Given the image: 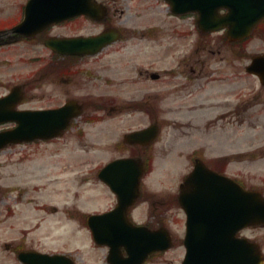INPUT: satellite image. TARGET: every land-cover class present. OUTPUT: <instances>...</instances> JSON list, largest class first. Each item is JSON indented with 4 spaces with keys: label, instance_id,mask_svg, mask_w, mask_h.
I'll list each match as a JSON object with an SVG mask.
<instances>
[{
    "label": "flooded vegetation",
    "instance_id": "flooded-vegetation-1",
    "mask_svg": "<svg viewBox=\"0 0 264 264\" xmlns=\"http://www.w3.org/2000/svg\"><path fill=\"white\" fill-rule=\"evenodd\" d=\"M90 1L93 6L85 13L77 11L70 15L71 0H0V49L19 43L35 46L38 48L37 54L28 58L31 62L39 63V67L30 74L29 80L12 84L0 96L6 95L12 87H16V91L21 92V97L14 103V109H46L53 112L71 102L72 110L68 108L65 117L71 112H74L73 114L78 112L71 119L67 117L66 122L69 124L57 135L35 138L26 143L9 144L1 150L31 144L49 147L57 141H68L69 132L81 142L79 137L85 139L87 126H104L106 128L103 133L106 136L112 134L111 142H108L109 147L117 153L97 167L96 178L98 179V172L104 164L117 158L131 159L134 166L132 171L138 170L140 177L137 197L134 204L129 207L127 217L132 223L142 225L150 232L152 240L158 237L168 238L167 248L153 251L144 257L136 256L130 262L136 261V264L165 262L162 256L169 250L178 248L180 253L177 257L178 264H227L231 261L246 260V255L250 260L255 255H260L263 260L261 264H264V221L246 223L245 209L239 206L241 201L231 198L228 191L224 194L220 183H217V186L222 193L212 192L210 199L203 193L194 192L195 186L185 182L194 164L199 162L213 171L235 179L243 188L258 190L264 196V189L257 183L246 185L244 176L240 174V167H237L240 170L238 173L227 170L229 152H217L214 155L215 135L212 136L215 125L221 127L227 123L244 125L250 115L248 111L261 103V92L259 90L256 92L253 102L249 100L247 111L244 108L247 103L245 97L238 101L236 108L242 112L232 114V117L235 115L236 118L234 121L231 120L229 107L224 105L228 103L227 98L224 97L228 93L224 89L216 93H206L207 98L214 96L220 98L215 103L217 106L200 102L199 99L202 98L197 93L198 88L202 89L207 83L216 80L212 76L213 66L210 65L214 57L197 54L199 46L202 45L211 53L221 50L227 52L230 56L225 54L219 59L223 61L226 57H230L229 63L246 55L247 39L220 38L225 29L216 32L205 30L212 24L211 21H214L213 15L227 14L229 7L224 5V0ZM82 2L84 3L85 0H72L74 5H80ZM146 8L163 10L165 14L159 22L151 24L147 22L145 16ZM26 13L30 14L32 29H28L29 34L14 30V26L25 19ZM202 13L211 16L203 21ZM141 21L147 25L141 27ZM165 30L172 35V42H161L156 39V42L152 40L151 45L147 43L143 45L142 38L155 32L165 33ZM105 33L113 34L116 38L106 41L94 39L95 36ZM254 35L259 37L264 45V19L257 24ZM214 45L216 49H213ZM156 46L161 47V53L150 58L143 47H152L157 53ZM123 49L128 53L127 57L125 54L129 65L126 73L110 71L113 65L105 61L112 58L111 53ZM77 51L81 53H76ZM148 52L150 53L149 49ZM169 52L173 54H167ZM263 53L264 47H261L253 54ZM244 67L245 64L243 70ZM257 73L259 75L254 77L264 87V70L261 66L257 69ZM80 79L87 81V84L93 87L98 84L99 92L88 91L81 96L71 94L69 86L73 85L72 82H81ZM43 83L49 85L46 92L41 88ZM55 89L58 90L54 91ZM35 90L37 92L42 90V93H34ZM60 93L66 96L61 98L58 96ZM168 93L175 94L170 99L173 103L163 105L169 95L167 98L163 96ZM30 94L36 95L38 101H45V105H26ZM209 106L222 107V109L216 114H212L210 108L202 111ZM263 109L264 107L260 113L264 112ZM114 119L117 124H114ZM14 125L15 123L8 122L1 124L0 127ZM169 126L174 129L175 140L182 141L179 143V152L187 155L188 161L185 171L173 180V191L166 195L155 196L143 190V185L145 180L152 177L154 171L152 165L154 166L153 159L155 160L156 156L154 157L151 149L153 150L156 145L162 130ZM79 132L81 134L76 135ZM195 134L200 139L199 144L189 145L190 136ZM97 148V146H87L82 150L88 152ZM177 161L181 162L182 166V161ZM1 164L3 166L5 162ZM13 189L17 191L13 197L14 201H17L22 192L17 188L1 186V196L10 195ZM139 201H149L152 205L158 202L159 205L155 206L160 207L161 212L156 211L151 218L139 220L133 214L137 212ZM236 203L239 205L236 206ZM115 204L116 197L111 207ZM161 205L166 206L162 208ZM169 205H175L179 211L174 217L176 223L174 228L172 226L175 223L165 212ZM83 212L85 218L81 220L84 222L86 211ZM5 219L4 217L3 221ZM91 234L89 233V238L93 246L104 251L103 264H109L113 259L112 255H109V246L96 244ZM23 236L25 240V235L20 237ZM3 245L4 250L8 249L17 260L16 264H29L21 262L17 257L18 253L38 251L35 247L24 246L21 241L15 245L5 241ZM188 251L189 258H186ZM116 257L121 260L128 258L123 243L119 253L116 252Z\"/></svg>",
    "mask_w": 264,
    "mask_h": 264
},
{
    "label": "rangeland",
    "instance_id": "rangeland-1",
    "mask_svg": "<svg viewBox=\"0 0 264 264\" xmlns=\"http://www.w3.org/2000/svg\"><path fill=\"white\" fill-rule=\"evenodd\" d=\"M146 9L145 16L147 22L151 24L159 22L165 14L163 10ZM146 25L141 21V27ZM167 32L166 30L165 33L155 32L142 38L141 41L143 45L145 43L151 45L153 44L152 40L156 42V39L161 42H172V35ZM245 44V57L235 59L233 63L228 62L231 60L230 57H226L223 61L219 59L225 54L230 56L227 52L221 50V52L211 53L202 45L199 46L197 54L214 57L210 65L213 66L212 76L216 80L207 83L202 89L198 88L197 93L202 98L199 99L200 102L217 106L215 103L220 98L216 96L207 98L206 93H216L224 89L228 93L224 96L228 103H224V105L229 107L232 117V114L236 115V113L242 112L236 108L242 97L247 100L244 106L247 111L250 105L249 100L253 102L256 92L258 90L261 92V103L256 104L248 111L250 115L244 125L233 123H227L224 127L215 125L212 136L215 135L213 139L214 154H216L215 146L220 150L217 152L228 151L233 147L238 149L239 153L235 159L240 163L229 162L227 170L238 173L240 170L237 167H240V174L244 176L246 185L257 183L264 189V179L259 175V173L262 175L263 172L256 168L257 164L263 163L262 169L264 170V158H261L264 156V112L260 113L264 107V87L258 83L254 76L248 75L243 70V65L249 61V55L264 45L262 40L254 34ZM143 48L150 58L161 53L160 46L155 47L157 53L153 51L152 47ZM135 49H139V47H135ZM213 49H216L215 45ZM37 52V47L26 43L13 44L0 49V95L12 84L29 80L30 74L39 67V63L31 62L28 57L37 54ZM125 54L127 57L128 53L125 49L111 53L112 58L105 61L111 62L113 65V68L109 69L110 71L126 73L129 65L126 62ZM167 54L172 55L173 53ZM220 77L223 79L220 80ZM80 81L72 82L73 85L69 86L71 94L81 96L88 91L99 92L98 82H95L97 85L93 87L83 79ZM41 88L46 92L49 85L43 83ZM36 92L35 90L34 93ZM37 93H42V90ZM30 95L26 105H45V101H38L36 95ZM168 95L169 93L166 96L164 94L163 97L167 98ZM58 96L63 98L66 94L60 93ZM171 96L174 97L175 94L169 95L168 100L162 104L173 103V100H170ZM214 106L213 108L210 106L204 108L202 111L210 108L209 111L216 114L222 109V107ZM235 115L232 117V121L236 119ZM114 124H117L116 119H114ZM104 128L106 127L87 126L85 139L77 136L81 142L73 137L72 132H69L68 141H57L49 147L31 144L0 150V264H16L17 262L8 249L4 250L3 242L5 241L11 245L21 241L24 246L29 245L49 253L69 251L74 256L76 264H103L104 251L93 246L92 240L89 238V231L83 227L81 219L85 218L83 210L90 212L105 210L114 204V196L110 190L95 176L97 167L117 153L112 148L110 149L108 142H111L112 134L106 136L103 133ZM80 134L79 132L76 135ZM189 139V145L199 144L200 139L196 134L191 135ZM179 143L182 141L175 140L172 126L162 130L156 145L153 150L151 149L154 157L156 156L155 160L153 159L154 166L152 165L154 171L152 177L145 180L143 190L153 193L155 196L166 195L173 191L174 184L172 182L185 171L188 161L187 155L179 152ZM87 146H97L98 148L88 152L83 151L82 149ZM244 150H248V152L242 153ZM259 158L260 160L256 163L252 162L253 159ZM177 160L182 161V166L181 162ZM2 162H5L3 166ZM1 186L22 190L20 198L14 201L13 197L17 193L15 189L11 191L10 195L1 196ZM155 205H159V203L152 205L149 201H139L137 212L133 213L134 217L139 220L151 218L153 213L161 209ZM165 206L161 205L162 208ZM165 212L167 216L170 215L172 222L175 221V215L179 213L175 205H169ZM4 217L6 219L3 221ZM175 226L176 223L172 227ZM21 235H25L26 241L23 239L24 236L20 237ZM178 251V248L169 250L162 256L164 257L162 260L165 262L156 264H178L177 257L180 254Z\"/></svg>",
    "mask_w": 264,
    "mask_h": 264
},
{
    "label": "water",
    "instance_id": "water-1",
    "mask_svg": "<svg viewBox=\"0 0 264 264\" xmlns=\"http://www.w3.org/2000/svg\"><path fill=\"white\" fill-rule=\"evenodd\" d=\"M231 1V0H230ZM239 11L229 12L223 18L210 24L209 29H214L218 25L226 24L228 26L227 36L230 39L240 37L241 35L248 34L254 24L262 17H264V0H239ZM232 6H238L236 2L231 3ZM89 6L86 2L84 7ZM216 18V16H215ZM19 28V27H18ZM102 38H105L102 36ZM78 53V52H77ZM259 66L264 70V57L255 56L252 59L247 69L251 72H255ZM17 91H12L5 97L0 98V122L6 120H16L18 125L12 129L0 131V147L9 142H20L23 140H30L35 137H48L53 135L57 130H61L67 124V117L72 115L71 112L65 117V111L72 110L71 102L65 106L59 108L56 111H22L17 112L12 108V101L17 95ZM14 96V97H13ZM53 120V122H52ZM134 168L131 159H117L101 170L99 176L105 180L112 190L117 193L118 204L116 207L108 212L101 214H94L88 217V223L93 231L94 239L98 243L107 242L111 247H116V244H121V241L138 239L135 233L132 232L130 225L125 221V210L127 206L133 201L136 195V185L139 175V171H132ZM197 168V166H196ZM205 177L212 178V181H216L219 177L208 171L205 167H201L191 173L188 182L195 184L198 182V178L204 175ZM222 182L232 183L229 190L237 188L240 191V198L244 201L246 216H264V199L257 193L251 190H244L240 187H236V183L228 177H223ZM200 180V178H199ZM195 186V185H194ZM234 186V187H233ZM107 232V234H105ZM123 232V233H122ZM124 234V235H123ZM152 237L145 235L144 239L149 241ZM153 241H156L154 239ZM145 243L144 245H136L131 243L127 245L128 251L131 254H135L138 249L142 248L145 251H151L153 249L164 248L166 244L163 239H159L156 243L150 245ZM126 245V244H125ZM112 250V249H111ZM113 251V250H112ZM187 258L189 254H186ZM19 258L23 262L30 264H71V260L61 254L48 255L44 253H20ZM116 260H112L115 262ZM126 262V261H125Z\"/></svg>",
    "mask_w": 264,
    "mask_h": 264
}]
</instances>
